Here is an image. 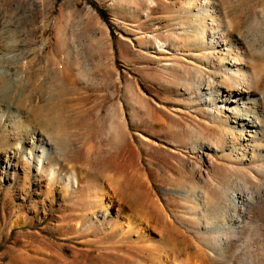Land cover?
Here are the masks:
<instances>
[{
	"label": "rangeland",
	"instance_id": "374dc122",
	"mask_svg": "<svg viewBox=\"0 0 264 264\" xmlns=\"http://www.w3.org/2000/svg\"><path fill=\"white\" fill-rule=\"evenodd\" d=\"M0 264H264V0H0Z\"/></svg>",
	"mask_w": 264,
	"mask_h": 264
},
{
	"label": "bare ground",
	"instance_id": "6f19581e",
	"mask_svg": "<svg viewBox=\"0 0 264 264\" xmlns=\"http://www.w3.org/2000/svg\"><path fill=\"white\" fill-rule=\"evenodd\" d=\"M207 3L208 2H204V4H202V6L204 7L205 10L207 8ZM223 32H224V34L226 33L225 31H223ZM224 34H222V36H220L221 37V41L218 40L217 43H221L222 44V46L224 48L223 49L224 56L226 58H230L231 63H233V65L231 67L230 66L228 67V69L231 71L232 74L231 75L230 74H225V75H226L227 78L232 80V83L235 84V88H228L227 87L226 90H225L226 92L223 94V93H221L219 91V89L217 87H215V82L217 81V79H215V78L211 79V77L207 78V86H208V88L211 87L212 89H214L215 92L218 93L217 94L218 98L219 97L220 98L224 97L223 104H226V103H228V104L230 103L231 104L234 101H236V102H245L251 96L255 95V91L252 89V86H251V84H252L251 83V75L249 74V72H246V71H244L242 69L243 66L245 65L246 56L244 55L242 50L238 51L239 48H238L237 41L233 40L231 37H229L226 34L224 35ZM216 89H217V91H216ZM257 100H258L257 98L253 99L254 104H256ZM237 109H239V108H237ZM235 113H236L237 119L240 122V128H241V134H242L241 136H245L246 132L250 131L248 129L256 130V131H253V132H257V131H259L261 129L260 128L261 127L260 122H258L257 125L255 123L256 121L254 120V118L257 119V117L253 116L254 114L252 115L251 113L240 112L239 110H236ZM46 122L49 123V124H53V119L46 118ZM112 129L114 130V127ZM44 155H45V159L48 161L49 160V156H50L48 150H46ZM246 173L250 174L252 176V178L255 177L251 173V171H249V170H247ZM257 190H259V189H257ZM123 195H124L123 199L119 198V196L117 195L119 199L117 198V200H115V204L114 205L117 207L118 210H120V206L118 205V203H120V202H124L125 203L127 201V199L129 198L125 194H123ZM252 195L253 194H251L249 192L246 193V194H241V193H239L237 191H234L233 194L230 196V199L229 200L227 199L228 201H227L226 205L228 207L231 206L233 208H237V207L244 208V206H246L245 202L248 201L250 198H252ZM254 198H255V196H254ZM227 206H225V208ZM227 209H230V208H227ZM224 210H226V209H224ZM226 211L228 212V210H226ZM230 211H231V209H230ZM233 212H234V210H233Z\"/></svg>",
	"mask_w": 264,
	"mask_h": 264
}]
</instances>
